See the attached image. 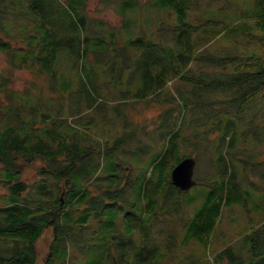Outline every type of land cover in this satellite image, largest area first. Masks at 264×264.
<instances>
[{
  "label": "trees",
  "instance_id": "16d2710c",
  "mask_svg": "<svg viewBox=\"0 0 264 264\" xmlns=\"http://www.w3.org/2000/svg\"><path fill=\"white\" fill-rule=\"evenodd\" d=\"M67 2L73 10L81 11V28L93 35L101 34L104 40L100 42L102 50L98 51L104 65L94 75L92 71L87 74L92 89L104 95L105 100L91 103L89 95H93L81 82L65 91L58 83L57 69L51 65L55 56L72 55L64 51L70 38L64 30L74 29L65 21L69 13ZM149 2L164 7L171 21L160 23L154 40L140 34L123 43L115 38L119 25L110 26L106 20L92 19L86 14L87 0H0V51L7 62L6 68L0 69V189L6 190L0 192V264H36L35 241L48 223L54 225L55 233L45 264H52L56 256L52 249L54 242L63 241L57 235L61 233L66 238L72 228L86 221V216L73 221L72 215L69 222H59L61 215L69 216L76 206H94L96 201L104 209L131 203L128 194L131 189L149 188L159 194L163 182L179 190L171 181L170 171L190 154L183 148L184 143L199 134H208V130H203L208 124L213 125L214 132L225 122L226 130H230L235 124L233 117L249 123V130L256 131L259 149H252L248 158H240L236 151L232 153L241 161L242 179H234L231 173L218 183L226 194L222 201H227V194L244 195L247 210L253 204L263 216L264 0H253L252 9L246 11L239 10L240 4L232 0ZM22 4L27 5L26 10L20 8ZM20 17L29 20L24 28L16 22ZM15 25L18 28L13 31ZM104 29L113 31L107 35L103 34ZM21 67L30 68L37 77L44 76L49 94L44 90L34 93L33 88L38 85L34 80L22 91L15 89L14 70ZM66 92L71 98L70 116L81 122L84 119L78 112H129L139 102L147 109H158V120L146 130L134 124L132 130L119 135L115 144L103 149L91 144V135L85 136L77 126L66 132L58 127L63 119L53 121L51 112L61 118L66 109ZM85 101L89 104L83 106ZM47 122L54 127H44ZM148 133L152 140L158 135L165 141L162 150L152 156L151 176L137 184L131 176L124 175L121 161H125L117 155L116 148L124 140H132L135 149L125 148L124 155L151 152L150 143L138 145ZM213 140L208 138L210 143ZM249 144L254 146L252 140ZM113 151L115 160L111 161ZM106 154L110 160L107 164ZM19 158L26 162L40 158L44 162L37 168L40 177L32 182L23 180L21 174L27 163ZM209 161L212 162L211 157ZM108 164L114 171L103 173ZM128 165L132 167L129 162ZM161 168H165V174L156 179ZM89 185L96 186L98 193L93 194ZM252 189L258 192L255 202L251 201ZM220 204L221 201L214 210ZM254 227L253 248H256L257 244H264V221ZM128 243L123 241L117 251L109 248L108 259L115 264H131ZM254 252L261 256V261L255 264H264L263 250ZM137 255L135 264H157L152 251L149 256L141 250ZM230 257L237 259L236 255Z\"/></svg>",
  "mask_w": 264,
  "mask_h": 264
},
{
  "label": "rangeland",
  "instance_id": "374dc122",
  "mask_svg": "<svg viewBox=\"0 0 264 264\" xmlns=\"http://www.w3.org/2000/svg\"><path fill=\"white\" fill-rule=\"evenodd\" d=\"M149 1L142 3L140 0L125 2L122 0H87L84 10L92 19L106 20L110 26L119 25L120 28L117 29L115 38L123 43L140 34L154 40L159 33L160 23L171 21V16L168 17L164 7H158ZM232 1L240 4L241 9L239 10L252 9L253 0ZM67 4L69 13L65 21L74 29L64 30V34L70 36L64 51L72 55L55 56L51 59V65L57 69L56 74L60 87H65V91H70L81 82L93 95V97L89 95V101L94 103L96 99L98 101L104 99L105 96L97 94L92 89L90 75L87 73L92 71L91 75H94L97 70L101 71L104 62H100L103 57L98 51L102 50L100 42L104 40L101 39V34L93 35L81 28V11L73 10L72 5L69 2ZM20 8L26 10L27 5L22 4ZM122 8H124L123 12ZM16 22L24 28L29 20L20 17ZM17 28L18 25H15L12 29L16 31ZM112 31L104 29L103 34L109 35ZM6 66L5 55L0 51V69ZM30 80L38 84L33 88L34 93L44 90L45 94H49L46 91L45 77L35 76L30 68L21 67L14 70L12 86L22 91L29 86ZM65 99L66 109L62 112L61 118H57L56 112H51L53 121L58 122L59 119H63V124L58 127L66 132H71L72 126H77L76 129L85 133V136L87 133L91 135L93 140L92 143L91 140L89 141L91 144L103 149L115 144L119 135L123 131L132 130L134 124L146 130L153 128L154 121L158 120V109L156 111L147 109L144 103L139 102L134 104L129 112H78V115L84 119L81 122L80 119H73L74 116H70L71 98L68 92H66ZM88 104L89 102L85 101L83 106ZM232 119L235 120V124L230 130H226L225 122L221 124L218 131L214 132L211 131L213 125L208 124L203 128L209 131L208 134H199L195 139L191 138L184 143L183 148L190 153L186 156H193L196 159L194 178L197 182L190 188L177 190L172 185L169 186L168 182H163V191L159 194L149 188L141 191L133 188L128 192L131 203L123 202L119 204L120 206L101 209L102 203L95 201L94 206L89 204L76 206L70 211L69 216L61 215L59 222L63 223L69 222L68 217L72 215L73 221L81 216H86V221L81 223L80 227L72 228L66 238L61 233L57 235L63 241L56 239L54 242L52 249L56 251V256L52 264H115L113 259L107 257L108 249L117 251L126 240L129 242L126 246L131 264L138 261L139 255L137 254L140 250L148 256L150 251L154 252V260L157 264H255L260 262L261 256L254 251L262 249L264 255V244L260 246L257 244L256 248H253L255 244L253 232L254 225L258 226L259 221H264V214L263 216L259 214L253 204L248 211L243 203L244 195L227 194V201H222L226 194L218 187V183L229 178L231 173H234V179H242V172H239L241 161L234 158L233 152L240 154V158H248L252 149H259L256 131L249 130V123L238 118L236 120L235 117ZM45 126L54 127L51 122H47ZM243 131H245L244 134ZM150 133L141 137L143 138L142 143L138 145L150 143L153 146L151 152H127V155H124L125 148L135 149L132 140L131 142L124 140L116 148L117 155L125 161H121L122 166L125 167L124 175L128 178L131 176L137 184L151 176L152 156L162 150L165 141L164 137L160 138L158 135L152 140ZM211 137L214 138L212 143L208 141ZM249 140L253 141L254 146L249 144ZM108 156L109 154L104 155L105 164L110 161ZM114 157L113 151L111 161L115 160ZM210 157L212 162L209 161ZM19 161L27 163L21 174L23 180L32 182L40 177L37 168L44 164L40 158L31 162L19 158ZM225 164L228 165L227 168H223ZM109 165H105L103 173L114 171L108 168ZM165 171V168L159 169L155 175L156 179L161 178ZM252 178L256 179L254 176ZM89 188L93 194L98 193L96 186L89 185ZM242 188H245V184H242ZM0 192H6L5 188L0 189ZM251 194V201L255 202L258 192L252 189ZM2 201L4 202L5 199ZM220 201V207L214 210ZM54 233V225L48 223L35 241L36 264L47 262ZM262 236L264 238V235ZM114 238H116L115 243ZM231 255L234 257L236 255L237 259L234 260L230 257Z\"/></svg>",
  "mask_w": 264,
  "mask_h": 264
},
{
  "label": "water",
  "instance_id": "95a60500",
  "mask_svg": "<svg viewBox=\"0 0 264 264\" xmlns=\"http://www.w3.org/2000/svg\"><path fill=\"white\" fill-rule=\"evenodd\" d=\"M196 159L193 156L182 157L171 169L172 183L181 190H186L196 183L194 166Z\"/></svg>",
  "mask_w": 264,
  "mask_h": 264
}]
</instances>
